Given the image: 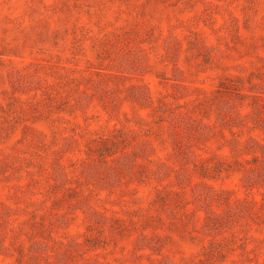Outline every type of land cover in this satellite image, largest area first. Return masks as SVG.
Returning <instances> with one entry per match:
<instances>
[{
	"label": "rangeland",
	"instance_id": "rangeland-1",
	"mask_svg": "<svg viewBox=\"0 0 264 264\" xmlns=\"http://www.w3.org/2000/svg\"><path fill=\"white\" fill-rule=\"evenodd\" d=\"M0 264H264V0H0Z\"/></svg>",
	"mask_w": 264,
	"mask_h": 264
}]
</instances>
